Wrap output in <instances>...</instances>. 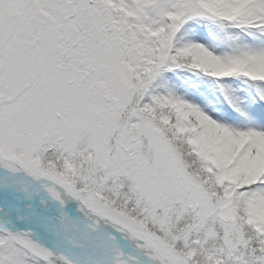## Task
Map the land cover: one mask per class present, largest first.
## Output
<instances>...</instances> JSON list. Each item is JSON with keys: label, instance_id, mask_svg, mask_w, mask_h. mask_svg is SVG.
Wrapping results in <instances>:
<instances>
[{"label": "snow or ice", "instance_id": "snow-or-ice-1", "mask_svg": "<svg viewBox=\"0 0 264 264\" xmlns=\"http://www.w3.org/2000/svg\"><path fill=\"white\" fill-rule=\"evenodd\" d=\"M0 264H264V0H0Z\"/></svg>", "mask_w": 264, "mask_h": 264}]
</instances>
